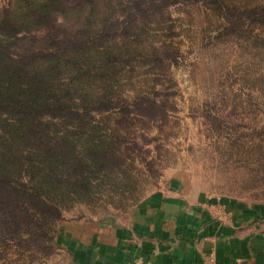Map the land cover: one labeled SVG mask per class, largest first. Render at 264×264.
Instances as JSON below:
<instances>
[{
    "label": "rangeland",
    "instance_id": "374dc122",
    "mask_svg": "<svg viewBox=\"0 0 264 264\" xmlns=\"http://www.w3.org/2000/svg\"><path fill=\"white\" fill-rule=\"evenodd\" d=\"M226 1L242 12L264 6V0ZM99 2L95 14L103 19L134 12L128 0ZM252 22L234 31L206 5L174 0L113 43L125 65L113 84L117 109L92 119L124 162L96 177L90 197L66 204L64 219L126 221L177 172H187L209 194L264 204V27ZM145 98L165 107L166 120L137 116L135 105ZM88 142L82 136L78 148L85 151ZM4 253L1 246V264ZM7 255L9 264H32L21 253ZM53 256L33 264H50Z\"/></svg>",
    "mask_w": 264,
    "mask_h": 264
},
{
    "label": "trees",
    "instance_id": "16d2710c",
    "mask_svg": "<svg viewBox=\"0 0 264 264\" xmlns=\"http://www.w3.org/2000/svg\"><path fill=\"white\" fill-rule=\"evenodd\" d=\"M128 1L134 12L115 21L96 17L99 0H1L0 245L6 264L7 252L32 264L54 255L66 204L90 197L96 177L124 162L92 119L117 109L113 84L125 65L112 46L128 38L137 20L174 2ZM186 1L206 5L234 31L249 19L264 27V6L242 12L226 0ZM135 107L147 123L167 118L156 100L140 99ZM85 128L90 131L82 133ZM82 136L89 140L85 151L78 148Z\"/></svg>",
    "mask_w": 264,
    "mask_h": 264
},
{
    "label": "crops",
    "instance_id": "0c3cea01",
    "mask_svg": "<svg viewBox=\"0 0 264 264\" xmlns=\"http://www.w3.org/2000/svg\"><path fill=\"white\" fill-rule=\"evenodd\" d=\"M50 264H264V204L167 175L126 221L64 219Z\"/></svg>",
    "mask_w": 264,
    "mask_h": 264
}]
</instances>
